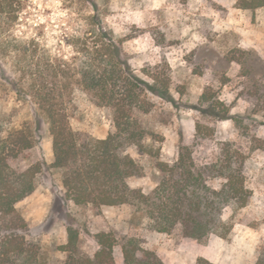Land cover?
<instances>
[{"label":"rangeland","instance_id":"374dc122","mask_svg":"<svg viewBox=\"0 0 264 264\" xmlns=\"http://www.w3.org/2000/svg\"><path fill=\"white\" fill-rule=\"evenodd\" d=\"M101 18L131 56L135 71L142 68L169 77V93H146L151 106L136 116L147 136L143 142L159 149L154 158L135 145L125 151L139 166L128 178L132 187L149 193L159 181L156 160L172 161L179 147L188 145L196 160L217 154L231 142L246 155L244 171L250 192L247 204L224 216L232 224L225 237L210 234L202 239L153 230L149 219L131 204L76 206L63 198L59 173L45 170L35 190L15 207L30 235L41 245L44 258L55 263L64 258L59 250L66 241V225L79 230L80 251L92 255L95 234L109 233L114 240L115 264H123L122 243L133 237L142 248L154 251L164 264H195L204 257L216 264H254L264 247V6L236 7L237 0H94ZM78 0H31L19 17L16 32L42 25L39 36L55 47L66 12L73 19L88 12ZM13 65H0V126L27 125L35 142L30 160H53L51 139L43 115L29 96L17 95L8 84ZM150 80V79H149ZM206 92L207 100L200 99ZM72 129L103 138L114 130L109 108L80 87L72 93ZM214 107V109H212ZM226 111L225 117L222 114ZM39 118V119H38ZM217 186L219 180H209Z\"/></svg>","mask_w":264,"mask_h":264},{"label":"trees","instance_id":"16d2710c","mask_svg":"<svg viewBox=\"0 0 264 264\" xmlns=\"http://www.w3.org/2000/svg\"><path fill=\"white\" fill-rule=\"evenodd\" d=\"M90 10L72 18L63 17L55 47L39 38L42 25L16 32L20 15L31 0H0V65H13L8 84L21 98L29 96L47 124L53 160L31 161L34 136L27 125L0 126V264H115L114 240L107 232L95 234L92 255L80 251L79 230L66 225L65 255L55 263L43 256L41 245L28 230L15 205L31 194L45 170L59 173L63 198L76 206L131 204L149 219L150 227L162 233L177 229L183 237L202 239L210 234L225 237L231 229L225 209L244 207L250 197L246 185V155L231 142H223L217 154L201 162L188 145H181L169 162L156 160L160 177L145 193L132 187L128 178L139 174V166L125 151L135 145L154 158L159 149L143 142L147 136L136 113L147 112V92L165 97L169 77L142 68L147 79L132 66L131 56L101 18L94 0H78ZM236 7L255 9L264 0H237ZM22 12V13H21ZM75 87L91 92L96 103L110 109L114 130L103 138L72 129V93ZM200 99L206 101L204 92ZM214 109V107H212ZM226 111L222 114L225 117ZM39 119V118H38ZM219 180L217 186L209 180ZM123 264H164L152 250L142 248L133 237L122 243ZM195 264H216L198 257ZM254 264H264V247Z\"/></svg>","mask_w":264,"mask_h":264}]
</instances>
